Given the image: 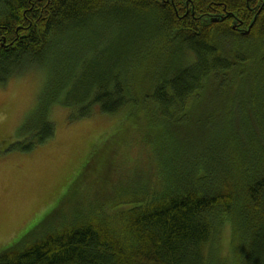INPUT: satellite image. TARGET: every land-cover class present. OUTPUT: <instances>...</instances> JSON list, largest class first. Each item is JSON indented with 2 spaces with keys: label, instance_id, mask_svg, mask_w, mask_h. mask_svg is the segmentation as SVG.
I'll use <instances>...</instances> for the list:
<instances>
[{
  "label": "trees",
  "instance_id": "obj_1",
  "mask_svg": "<svg viewBox=\"0 0 264 264\" xmlns=\"http://www.w3.org/2000/svg\"><path fill=\"white\" fill-rule=\"evenodd\" d=\"M32 68V137L7 150L52 138L55 105L130 107L122 126L140 112L152 146L141 183L53 212L0 264H264V0H0V86Z\"/></svg>",
  "mask_w": 264,
  "mask_h": 264
},
{
  "label": "rangeland",
  "instance_id": "obj_2",
  "mask_svg": "<svg viewBox=\"0 0 264 264\" xmlns=\"http://www.w3.org/2000/svg\"><path fill=\"white\" fill-rule=\"evenodd\" d=\"M45 81V73L32 68L0 86V252L53 212L69 214L70 208L85 204L93 190L101 202L112 203L118 184L123 188L122 183H141L145 159L140 144L148 149L152 146V134L144 136L148 124L140 112L134 113L136 126L135 120L122 126L130 107L115 115L94 107L88 117L70 120L76 109L55 105L49 112L55 128L52 138L28 152L7 150L14 142L32 137L31 133L21 135V128L33 116ZM214 103L221 105L222 101L215 99ZM153 156V178L158 181L157 161L163 164L165 159L154 151ZM110 165L114 166L113 181L105 170ZM99 179L102 182L95 189L88 185ZM229 232L224 227L218 235L224 253L229 252Z\"/></svg>",
  "mask_w": 264,
  "mask_h": 264
},
{
  "label": "water",
  "instance_id": "obj_3",
  "mask_svg": "<svg viewBox=\"0 0 264 264\" xmlns=\"http://www.w3.org/2000/svg\"><path fill=\"white\" fill-rule=\"evenodd\" d=\"M248 32L244 33L243 35H246Z\"/></svg>",
  "mask_w": 264,
  "mask_h": 264
}]
</instances>
